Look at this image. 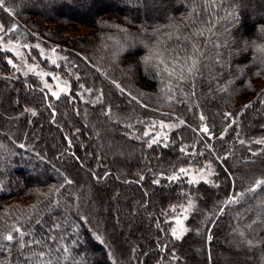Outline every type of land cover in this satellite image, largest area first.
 Returning <instances> with one entry per match:
<instances>
[{
  "label": "trees",
  "instance_id": "obj_1",
  "mask_svg": "<svg viewBox=\"0 0 264 264\" xmlns=\"http://www.w3.org/2000/svg\"><path fill=\"white\" fill-rule=\"evenodd\" d=\"M0 19L61 45L41 63L71 80L54 98L0 49V264H264V0H3ZM159 119L183 123L149 148ZM204 161L213 183L168 179ZM112 196L133 242L95 208Z\"/></svg>",
  "mask_w": 264,
  "mask_h": 264
},
{
  "label": "rangeland",
  "instance_id": "obj_2",
  "mask_svg": "<svg viewBox=\"0 0 264 264\" xmlns=\"http://www.w3.org/2000/svg\"><path fill=\"white\" fill-rule=\"evenodd\" d=\"M13 29H15L13 31ZM91 32V28L88 26H77L74 28H71L69 30V34L71 36H79L88 34ZM24 30L20 27L14 26L12 29H8L0 19V49L7 50L9 52V56L7 57L8 62L12 67V74L14 76H26V75H35L37 76L43 87H45L48 92L52 95L53 92H56L59 94V96L63 94H68L71 91V80L70 77L63 75L62 73L50 69L45 68L41 62L43 60H46L50 66L54 65L52 63L53 60L56 61L55 65L59 67L60 60L63 56L61 52L59 51V48L61 45L50 42L49 46H44L42 42V38L40 40H37L35 42H31L26 39V36L24 35ZM37 36H39L38 33H34ZM27 45V47H25ZM36 45H39L37 48ZM37 51L38 53H36ZM68 73L73 77L76 78L77 75L73 73L71 69H67ZM82 88V89H81ZM81 90L78 92L79 95L84 96V98H87L91 92L90 89L84 88V86L81 84ZM260 89L263 91V85L260 86ZM63 90V91H62ZM77 93V94H78ZM16 95V94H15ZM58 96V97H59ZM54 98H57L56 96H53ZM256 98V97H255ZM257 98L264 99V92L257 96ZM256 98V99H257ZM89 99V97H88ZM254 99V97H253ZM245 106L249 101H244ZM30 107H33L32 105H26V107L23 109V111L26 112L27 109ZM15 110V109H14ZM19 113L17 114V117H21L24 112L22 111V108L17 109ZM9 113L8 111L2 112V114ZM12 114V113H11ZM14 114L13 116H15ZM182 120H153V122H150L146 127V133H148V136H150L151 140L154 138L159 137L160 140L164 137L169 136L172 130L177 128L181 124ZM236 121V120H234ZM206 126H203V128ZM202 128V129H203ZM208 136L212 137V134H208ZM150 140V142H151ZM206 142V140H205ZM186 148V146H185ZM180 169H184L185 171L182 173L180 172ZM178 176H185L190 181L194 183H198L200 181H205L208 183H213V176H214V168L209 161H204L203 165H198L196 163L191 164H184L182 165L178 173L175 177ZM88 190V188H87ZM88 194L90 193V190L87 191ZM19 202V201H17ZM21 202V201H20ZM111 202V203H109ZM109 202L107 201V198H103V204L101 207L97 205L95 207L96 209H102L103 214H107V211L111 210V216L113 220L115 221L116 226V233H120L121 236L126 237L127 241H135L134 238L131 236V232L129 231L128 224H123L121 222V219L115 217V212L119 211L120 204L116 202L115 196H112L110 198ZM171 213H170V220L172 224V233L175 231L176 237L178 236L181 238L187 231V219L189 217V213L193 209L192 205L190 203H186L183 205H177L171 207ZM96 211V210H95ZM96 213V212H95ZM110 215H106V217H109ZM229 247H236L232 244V242L225 240V242ZM200 248V246L197 244L195 247ZM237 248L235 249V251ZM198 258V260H201V253L196 252L195 254ZM133 255L131 256L132 259ZM125 260H123V263ZM201 264V262H199Z\"/></svg>",
  "mask_w": 264,
  "mask_h": 264
},
{
  "label": "snow or ice",
  "instance_id": "obj_3",
  "mask_svg": "<svg viewBox=\"0 0 264 264\" xmlns=\"http://www.w3.org/2000/svg\"><path fill=\"white\" fill-rule=\"evenodd\" d=\"M2 2H3V0H0V4H2ZM14 30H15V29H13V31H14ZM262 30H264V29H262ZM25 47H27V45H25ZM36 47L38 48L39 45H36ZM152 59H153L152 54H150L148 57L145 58V61H146V62H151ZM161 62H163V61H161ZM9 63H11V61H9ZM52 63L55 65L56 61L53 60ZM194 66H195V65H193V67H194ZM188 71L191 73V72H192V68H189ZM62 91H63V90H62ZM52 96H56V97H58L59 94L56 93V92H53V93H52ZM50 107H51V106H50ZM246 107H247V106H246ZM33 115H35L34 112H33ZM226 115H230V114H226ZM200 119L203 120L204 117L201 116ZM181 123H183V122H181ZM202 131H203L204 133H208V132H209V128H208V127H204V128L202 129ZM225 131H227V130H225ZM144 135L147 136L148 133H144ZM163 139L166 140L167 137H164ZM159 143H160V138H159V137L154 138V139H152L151 142L148 144V147H149V148H152L154 145H158ZM242 143H243V142H242ZM257 143H260V141H257ZM163 146H164L165 148L169 147V145H168L167 143H165ZM20 147L23 148L24 145H20ZM184 171H185L184 169H180V172L183 173ZM140 179H143V177H141ZM168 179H169V180H176V179H178V178L175 177V176H170V177H168ZM66 183H69V184H70L71 181H66ZM152 183L159 184L160 181H159V180H153ZM39 223H40V222L37 221V224H39ZM55 227H56V228H59L60 225H59V224H56ZM172 234L175 236V235H176L175 231H173ZM21 235H23V233H21ZM6 239H7L8 241H12V240H13V236H12V235H8V236L6 237ZM52 239H55V237H52ZM177 239H179L178 236H177ZM34 242H35V243H40V241H34ZM248 243L251 244L252 242H251V241H248ZM20 247H23V245H20Z\"/></svg>",
  "mask_w": 264,
  "mask_h": 264
}]
</instances>
